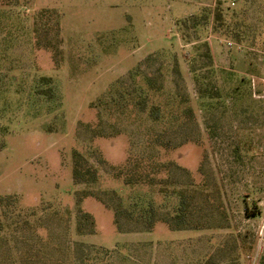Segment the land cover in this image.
<instances>
[{
    "label": "rangeland",
    "instance_id": "obj_1",
    "mask_svg": "<svg viewBox=\"0 0 264 264\" xmlns=\"http://www.w3.org/2000/svg\"><path fill=\"white\" fill-rule=\"evenodd\" d=\"M45 10L57 12L45 23L60 20L59 64L37 42ZM43 77L59 82L60 105L31 103ZM262 79L264 0L0 1V264H88L99 247L112 252L93 264H264ZM136 89L168 117L192 107L194 120L167 129L176 148L149 145L164 125L138 111ZM118 91L133 98L123 110L111 102ZM75 151L97 167V183H75ZM140 159L150 171L166 166L157 173L175 183L166 194L115 177ZM205 181L193 205L199 230L159 222L148 232L123 219L120 233L114 211L90 196L81 206L95 233L90 224L78 231V192L111 206L113 191L126 204L152 197L166 216L175 188Z\"/></svg>",
    "mask_w": 264,
    "mask_h": 264
},
{
    "label": "trees",
    "instance_id": "obj_2",
    "mask_svg": "<svg viewBox=\"0 0 264 264\" xmlns=\"http://www.w3.org/2000/svg\"><path fill=\"white\" fill-rule=\"evenodd\" d=\"M0 1L7 3L13 2L14 0ZM46 13L57 14V12L54 10H45L41 12L36 23L37 42L41 48L52 50V52H54L55 54V60L59 64L60 61L58 60V57L62 55V51L59 47L62 43V39L60 37V20L59 18L56 19L55 25L45 23ZM215 20L221 25H224V17L220 9H218L215 13ZM184 22V26H187V21ZM52 28L53 34H55L53 39L50 38ZM238 40L241 41L240 38H238ZM206 54L208 57H211L209 47H207ZM137 74L139 73L132 74V76L135 77ZM148 85L151 87L150 82L148 83ZM149 89L154 92L157 91L154 88ZM136 92H138V95L136 97V101L134 102L135 105H137L138 111L141 113H147L149 118L164 125L162 129L154 130V133L149 136V145L153 148H176L177 145H174L171 141L167 140V129L180 127L184 124L187 126L190 120H194V110L192 109V107L186 106L179 112L172 113L170 117H168L167 113L160 105L152 104L150 107L148 106V102L150 100L149 92L145 91L144 89H140V91L136 89ZM159 92H161V89L159 90ZM127 96H130L129 92L118 91L117 93L112 94L111 102L116 105L119 110H123V108L129 104V101H133V98L128 99ZM31 103L34 106L39 105L44 107L60 105L62 103V95L60 92L59 82L52 78H41L36 86V91L31 98ZM186 138L187 141L184 143H179V145H183L189 141H192L191 139H189V136H186ZM148 167L149 165H145L141 159L136 160L132 168L128 169L126 172L124 171V173L120 171L115 177L119 179L121 178L126 186L149 185L152 188L161 186L160 192L162 194H166L167 191L165 189L169 185L175 184L174 182H171L169 178L159 179L157 177V173L163 172L166 169V166L162 163H155L151 171ZM125 173L127 174L124 176ZM99 178L100 173L97 167H94L92 164H90L88 159H86V157L82 153H80L79 151H75L73 153V179L75 183L86 185L95 184L98 182ZM200 187L201 189L197 188L196 186L191 189L190 187H187V185H185L183 187L175 188L172 193L174 195H177L178 205L173 209L172 214H167L166 216L161 215L159 209L160 205H157L152 197L142 198L138 195L133 196L130 197L128 203L126 204L124 202V198L120 195V193H118L117 191H113L109 194V196L113 202L117 200V204L111 206L109 205L110 203L105 202L100 196L94 193L78 192V231L80 234H84L86 224H90L92 230L90 233H95V220L93 216L90 213L84 211L81 206L84 199L90 196L107 204V206L114 211V222L120 233L124 232L122 226L123 219L130 222L136 221L137 223L143 225L145 224V231L148 232L153 230L155 225L159 222L165 223L173 231L192 229L199 230L201 229L200 223L195 222L192 219L193 214L197 213V209H195L196 207L193 205L196 204L198 195L204 196V189H206L205 187H208L206 181L203 185H200ZM3 202V198L0 197V204L3 205ZM203 202H207L206 198L203 199ZM0 227L2 228V222H0ZM96 251V256L93 258L90 257L89 261H87L89 262L88 264H93V261L101 259L106 255H110V253L112 252L111 249L105 247H99Z\"/></svg>",
    "mask_w": 264,
    "mask_h": 264
},
{
    "label": "built area",
    "instance_id": "obj_3",
    "mask_svg": "<svg viewBox=\"0 0 264 264\" xmlns=\"http://www.w3.org/2000/svg\"><path fill=\"white\" fill-rule=\"evenodd\" d=\"M232 43H230V45H231ZM262 81V84H263V86H264V79H262L261 80ZM252 89L254 90V93H257V84H256V81L253 79V81H252Z\"/></svg>",
    "mask_w": 264,
    "mask_h": 264
}]
</instances>
